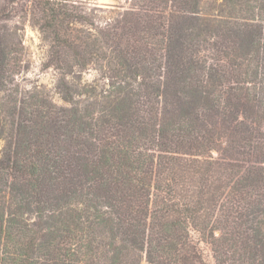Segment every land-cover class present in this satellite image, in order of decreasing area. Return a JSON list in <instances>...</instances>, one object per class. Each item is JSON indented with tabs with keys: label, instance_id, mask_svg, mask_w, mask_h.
Masks as SVG:
<instances>
[{
	"label": "trees",
	"instance_id": "trees-1",
	"mask_svg": "<svg viewBox=\"0 0 264 264\" xmlns=\"http://www.w3.org/2000/svg\"><path fill=\"white\" fill-rule=\"evenodd\" d=\"M81 1L0 0V264H264V0Z\"/></svg>",
	"mask_w": 264,
	"mask_h": 264
},
{
	"label": "rangeland",
	"instance_id": "rangeland-1",
	"mask_svg": "<svg viewBox=\"0 0 264 264\" xmlns=\"http://www.w3.org/2000/svg\"><path fill=\"white\" fill-rule=\"evenodd\" d=\"M131 0H82L81 5L93 17L95 24L102 25L119 13L130 10L133 6ZM47 44L42 39L40 32L29 23L23 30V70L16 77L15 82L22 90L33 86L42 87L50 94L52 100L58 105H66L54 89L57 72L53 67H45L47 59ZM81 78L92 81L98 78V73L89 68L81 74ZM70 80L75 82V72L70 75ZM197 238L196 233H193ZM209 264H214L209 247L201 242Z\"/></svg>",
	"mask_w": 264,
	"mask_h": 264
}]
</instances>
